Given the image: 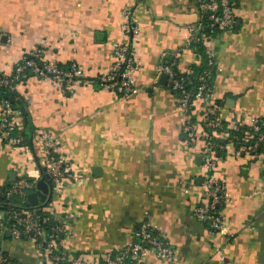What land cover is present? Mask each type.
Wrapping results in <instances>:
<instances>
[{
	"label": "crops",
	"instance_id": "obj_1",
	"mask_svg": "<svg viewBox=\"0 0 264 264\" xmlns=\"http://www.w3.org/2000/svg\"><path fill=\"white\" fill-rule=\"evenodd\" d=\"M233 1L234 28L212 39V100L227 124L264 116V0ZM125 7L138 28L131 49L140 90L123 100L96 78L112 61ZM201 19L198 0H0V74H10L35 47L44 60L62 67L74 61L85 69L69 93L47 78L30 75L17 82L12 91L26 115L17 109L14 120L31 146L22 153L0 143L1 193L19 176L40 177L34 133L44 128L55 134L58 154L77 176L65 181L48 213L67 223L63 247L70 257L93 262L122 248L147 221L175 247L177 260L148 255L142 264H264V142L254 156L222 141L215 152V175L227 195L226 227L234 234L227 241L191 211L204 201L197 192L204 174L201 144L184 143L183 112L166 82L158 77L150 87L161 59L174 61L183 73L198 65L184 37L187 26ZM200 106L193 109L196 118ZM0 248L15 262L40 264L26 238L5 232Z\"/></svg>",
	"mask_w": 264,
	"mask_h": 264
},
{
	"label": "built area",
	"instance_id": "obj_2",
	"mask_svg": "<svg viewBox=\"0 0 264 264\" xmlns=\"http://www.w3.org/2000/svg\"><path fill=\"white\" fill-rule=\"evenodd\" d=\"M198 9L202 14L200 22L187 26L184 46L190 47L198 56V65L202 69L197 76L192 91L191 84L183 72L176 69L174 61L160 60L155 67V79L150 86L155 88L157 78L167 76L166 87L176 95L178 107L183 112L180 131L188 147L201 144V159L204 174L200 179L197 192L204 199L195 204L191 211L199 221L206 223L211 232L225 233V239L231 241L234 234L227 230L223 205L226 192L222 180L215 175L217 149H222V141L227 145H236L238 150L254 156L259 153L264 142V116L250 117L247 121H234L228 124L218 113V106L212 100V77L216 70L213 37L204 36L203 28L231 31L235 25L233 0H198ZM138 33L130 7L121 10L120 40L113 44L112 61L100 73L96 81L104 88L125 100L139 92L134 72L139 62L131 49V38ZM200 35L202 48L198 52L193 40ZM175 56V54L173 53ZM84 67L77 62H70L60 67L54 60H44L39 48H33L22 56L10 74H0V88L13 90L17 82L32 75L47 78L63 93L73 92L75 85L85 76ZM201 105L199 117L193 115L196 105ZM17 109L11 102L0 95V143L27 153L29 148L14 120ZM35 142L40 151V166L51 180V197L59 195L64 183L69 178L76 179L67 159L58 154L60 144L53 132L38 129L34 133ZM37 179L19 176L0 194L11 203L15 198L23 201L29 192L35 189ZM185 193L188 188L183 189ZM0 210L2 208L0 207ZM4 210V209H3ZM0 218V237L8 232L13 238L30 240L38 252L40 264H142L148 255L161 261L174 263L177 251L163 233L152 227L147 221L139 223L132 231L129 241L120 249L109 250L101 256L87 262L70 257L63 247V236L68 230L67 223L61 219L49 222V217L42 216L37 207L16 204L10 210H4ZM49 216V215H48ZM220 260L224 259L221 250H217ZM0 264H20L10 259L0 248Z\"/></svg>",
	"mask_w": 264,
	"mask_h": 264
},
{
	"label": "trees",
	"instance_id": "obj_3",
	"mask_svg": "<svg viewBox=\"0 0 264 264\" xmlns=\"http://www.w3.org/2000/svg\"><path fill=\"white\" fill-rule=\"evenodd\" d=\"M235 26V25H234ZM219 30L217 29H208V28H203L202 29V33L204 34V36H207V37H215L217 35ZM192 44L194 46L197 47L198 49V52H201V48H202V42H201V38H200V35L198 34V36L193 40ZM68 65V64H67ZM66 65V66H67ZM60 66V65H59ZM64 66V67H66ZM202 66H203V63L202 65H197V66H192L191 67V70L190 72L188 73H184L185 77L190 80L191 84L188 86V89L189 91H192L194 89V86L196 84V79H197V76L198 74L200 73L201 69H202ZM62 67V66H60ZM214 76V75H213ZM212 80H213V77H212ZM211 80V82H212ZM0 95H2V97H5L7 98L11 104L13 105L14 108L16 109H20L18 103H17V97H16V94L11 90L9 89H5V88H0ZM22 104V102H21ZM23 106V104H22ZM24 109V107H23ZM24 114L26 115V112L24 110ZM23 137H24V134L22 133ZM25 139V137H24ZM25 143L27 145H30L31 146V143L25 139ZM220 142V141H218ZM42 169V168H41ZM42 174H45L43 169L41 170ZM16 204H20L21 206L24 205L23 201H20V200H17L16 198L14 200H12L11 203H8V201L6 199H4L3 197H1V194H0V207L3 208L4 210H10L11 208H13V206H15ZM45 204L43 205H40V206H37L38 208V212L42 215V216H47L49 217V222L51 223H55V221L50 217L48 216V212L47 210L44 209V206Z\"/></svg>",
	"mask_w": 264,
	"mask_h": 264
},
{
	"label": "water",
	"instance_id": "obj_4",
	"mask_svg": "<svg viewBox=\"0 0 264 264\" xmlns=\"http://www.w3.org/2000/svg\"><path fill=\"white\" fill-rule=\"evenodd\" d=\"M166 80H167V76L165 74H162L159 77V83L164 84ZM17 103L20 109L22 110V112L24 113L23 106L19 99H17ZM1 192H3V190ZM1 197H3L2 194ZM50 197H51V180L49 179L48 174L46 173L42 174L41 172L40 177L36 181L35 189L26 195V198L23 203L25 206L28 207H37L48 203L50 201Z\"/></svg>",
	"mask_w": 264,
	"mask_h": 264
},
{
	"label": "rangeland",
	"instance_id": "obj_5",
	"mask_svg": "<svg viewBox=\"0 0 264 264\" xmlns=\"http://www.w3.org/2000/svg\"><path fill=\"white\" fill-rule=\"evenodd\" d=\"M17 150V149H16ZM57 199H59V196L58 195H55V196H53L51 199H50V201L48 202V203H46L44 206V209L45 210H47L48 211V213H49V211H50V207H51V204L53 203V202H55ZM51 203V204H50ZM4 215H5V212H4V210H0V218H4Z\"/></svg>",
	"mask_w": 264,
	"mask_h": 264
}]
</instances>
